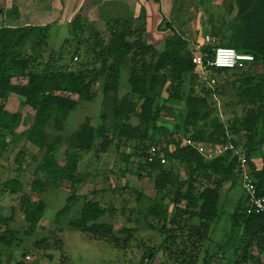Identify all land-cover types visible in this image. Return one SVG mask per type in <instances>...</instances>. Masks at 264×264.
Segmentation results:
<instances>
[{
    "label": "trees",
    "instance_id": "obj_1",
    "mask_svg": "<svg viewBox=\"0 0 264 264\" xmlns=\"http://www.w3.org/2000/svg\"><path fill=\"white\" fill-rule=\"evenodd\" d=\"M13 1L0 0V14L10 22L0 24V100L17 95L33 113L22 117L19 111L9 112L0 103V154L8 142L16 144L20 139L47 152V157L35 170L36 178L30 183V191L19 198L28 232L33 233L37 229L44 213L46 204L42 193L46 183L58 187L65 182L67 188L77 189L83 182V174L79 172L81 154L98 156L122 141H136L142 145L143 159L137 168L140 170L138 175L153 176L154 189L158 192L170 185L169 193L172 195L171 210L170 205L164 202L156 205L162 216V226L158 227L162 239L156 247H144L139 264H145L150 252L160 264H196L201 245L207 243L222 214V185L227 181L234 183L237 179L241 185V179L239 173L234 172L236 156L232 150L214 159H206L195 148L182 145V139L208 143L210 147L231 143L243 148L257 194L264 197V160L260 169L253 168L249 160V153L264 142V0H229L226 12L210 16V34L215 41L212 47L205 41L199 47L191 48L188 41L166 23L170 31L163 37L159 48L157 43L148 42L146 22L142 26H131L132 19H105L109 30L106 37L94 31L89 47L92 58L90 67L86 64L77 70H72L65 63L62 48L55 51L52 47L42 68H37L42 44L46 45L50 40L49 25L20 27L13 24L19 14ZM100 3L101 0H83L68 22L77 45L80 44L79 35L85 30V17L89 9L96 5L102 16ZM141 18L145 19L143 12L136 17ZM217 46L231 47L240 53L252 55L253 60L245 62V65L248 69L259 68L260 71L249 73L241 71V67H207L206 73H217L223 80L214 81V88L210 83L212 78H209L208 87H202L198 94L192 87V76L201 71L192 61L193 53L199 50L211 57ZM78 50L76 48L71 53V60L77 59ZM67 54L70 52L67 51ZM123 64L130 67L127 79L129 90L120 96L117 90ZM187 76L189 80L185 82ZM233 76L234 80H231ZM99 80H103V99L106 100L113 93L111 109L109 107L111 118L107 120L105 113H101L98 125H92L89 119L80 123L69 136L70 149L65 161L59 163L51 152L54 143H48L45 126L54 121L55 126L61 129L68 112L80 102L94 99L93 88ZM228 85L235 89V96L240 99L238 103L243 105L241 114L234 111L233 116L224 122L216 114V104L211 99L215 93L224 94ZM163 92L167 93L168 98L180 101L184 111L173 129L166 130L167 136L155 139V127L162 110V106L156 105V97ZM73 95L77 98L74 99ZM133 118L137 119L135 124L132 123ZM22 120L30 122V126L18 131ZM160 142L168 146L164 149L168 162L188 165V178L177 185L172 183L175 174L173 167L165 168L158 161L147 162L148 145ZM21 171L22 166L18 164L16 172L20 174ZM197 180L203 183L197 186ZM23 186L19 176L10 177L2 183L0 193L14 195L22 191ZM78 195L68 197L57 219L70 210ZM167 195L164 194L163 198ZM244 197L246 199L239 200L230 217L231 226L226 241L237 237L233 253L235 259L230 264H247L251 247H260L264 242V214H248L245 194ZM113 212V206L106 207L84 197L78 215L70 221V225L91 239L124 247L132 239L133 228L122 227L119 233L125 234V238L121 240L113 223L101 220L104 215ZM55 233L35 240L32 248L37 251L60 249L62 241ZM15 241L19 242V239L14 231L0 229V246L11 248ZM159 251L162 252L161 257H157ZM25 252L21 254L22 260L15 264H26L23 260ZM210 256L204 255L202 264H211Z\"/></svg>",
    "mask_w": 264,
    "mask_h": 264
},
{
    "label": "rangeland",
    "instance_id": "obj_2",
    "mask_svg": "<svg viewBox=\"0 0 264 264\" xmlns=\"http://www.w3.org/2000/svg\"><path fill=\"white\" fill-rule=\"evenodd\" d=\"M13 2L19 13L13 24L20 27L49 25L50 40L46 45L42 44V50L38 56L40 62V65L37 66L38 69L42 68L51 47L55 51L63 49L64 61L71 66L72 70L81 69L86 64L90 67L89 64L92 58L89 47L93 42L94 31L97 30L102 37H106L109 30L105 19L127 18L129 21L132 19L131 26H142L145 22V19H136L131 9L127 11L128 8L119 7V2L101 0L100 11L102 16L99 15L97 7H93L88 11L84 23L85 30L79 35L80 44L77 45L76 37H73L68 27V22L74 12L78 10L77 0L76 2L75 0H15ZM108 7H110L109 11ZM228 9L229 0H174L173 11L168 23L176 33L188 41L191 48L194 46L199 47L200 43L205 42L206 36L210 38L208 44L212 47L215 41L210 34V16L226 12ZM158 16L161 22L156 27L157 29L147 31L149 36L150 33L157 35L159 31L166 29L164 24L167 22L165 15L160 13ZM5 22L10 23L8 18L6 19L0 14V24ZM157 47L160 48V45H157ZM76 48L79 49L77 59L73 58L71 60V53ZM67 51L70 54H67ZM241 68H243L241 71H249V73L260 71L259 68L248 69L245 64ZM129 72V64H123L120 68L117 90L120 96L129 90L127 82ZM192 77V87L198 94L201 93L202 87H208L209 78L214 79V83L223 80L222 76L217 73L209 75L206 72H196ZM230 79L234 80V76ZM188 80L189 76L186 77L185 82H188ZM210 83L211 85L214 84L211 81ZM102 86L103 80L95 83L93 88L95 92L94 99L80 102L75 109L68 112L61 129L55 126L54 121L45 126L48 143H54L51 152L59 163L65 161L70 149L69 136L80 123L89 119L92 125H98L101 120V113H105L107 120L111 118L110 99L113 93L106 100L103 99ZM213 87L215 88L214 85ZM185 89L187 88L185 87ZM72 97L77 98L76 95ZM211 101L216 104V114L218 113L224 122L227 118L233 116L234 111L241 114L243 104H239L240 99L235 96V89L231 85L227 86L224 94L217 95L215 93ZM0 103H3L4 108L9 112L19 111L22 117L33 113L28 105L23 104V99L14 94L5 100H0ZM237 104L239 105L237 106ZM156 105L162 106V110L155 127V139H163L167 136L166 130H172L179 115L183 113V105L180 101L168 98L165 92L156 97ZM136 122L137 119L133 118L132 123L135 124ZM29 126L30 122L25 123V120H22L18 126V131L27 129ZM204 145L209 146L208 143H204ZM141 148L142 145L136 141H122L118 146L113 145L109 147L106 153H101L98 156L81 154L79 172L83 174V182L76 187L77 189L67 188L65 182L59 184L58 187L46 183L42 193V199L46 204L44 213L37 229L33 233H29L19 198L23 193L30 191V183L36 178L35 170L43 163L47 157V152L39 150L36 145L25 139H20L16 144L8 142L6 148L0 154V188L8 178L17 176L21 178L24 186L22 191L14 195L7 192L0 193V229L2 231L6 228L11 229L15 232L16 238L19 239V242L15 241L11 248L0 246V264H15L16 261L22 260L21 254L24 251H26V255L30 256V259L24 262L26 264H139L144 247L146 245L156 247L162 239L158 231V227L162 226V216L156 205L164 202L163 204L170 205L169 210L172 207L170 201L172 195L169 193L170 185L163 191L158 192L154 189L153 176L138 175L140 171L137 169L138 165L143 161ZM125 152L127 153L126 156L124 155ZM249 160L256 167L263 164L264 143L249 153ZM18 164L22 166L20 174L16 172ZM164 167H171V169L173 167L175 174L172 177V183L175 185L188 178V165L186 164L166 161ZM200 183L203 182L197 180V186ZM220 193L221 217L215 224L214 232L208 238L207 243L201 245L196 264H202V258L206 254L207 256L211 254V264H230L235 259L232 255L233 244H235L237 237L228 241H226L228 238L225 237L226 232L230 230L231 214L238 205L239 200L244 198V193L238 182L233 184L231 193L228 196L227 194L224 196L223 190ZM72 194L76 196L79 194V198L70 207L69 211L64 212L57 219L58 212L66 205L68 197ZM164 194L169 195L163 198ZM83 196L98 201L106 207H114V212L104 215L101 220L112 222L116 234L121 240L125 238V234L119 233V230L122 227L133 228L132 239L126 242L124 247H114L109 242L91 239L88 235L70 225V221L78 215L84 200ZM55 231L57 232V234L55 233L56 237L62 241L60 249L37 251L32 248V243L35 240L47 235L50 236ZM239 253L241 254V252ZM157 257L161 256L157 253ZM155 258L156 256L152 255L149 264H160ZM168 264H171V262Z\"/></svg>",
    "mask_w": 264,
    "mask_h": 264
},
{
    "label": "built area",
    "instance_id": "obj_3",
    "mask_svg": "<svg viewBox=\"0 0 264 264\" xmlns=\"http://www.w3.org/2000/svg\"><path fill=\"white\" fill-rule=\"evenodd\" d=\"M206 42L210 38L206 36ZM253 56L238 52L236 49L225 46H217L213 49L211 57L206 52L196 50L193 53L192 61L199 68L201 72H205L207 67L213 68H234L242 67L245 62L252 61ZM214 82V79L211 80ZM182 145L191 146L195 148L206 159H214L226 151L232 150L236 156V164L234 172L239 173L241 179V186L244 194L247 197V213L264 214V197L259 196L256 191L254 180L250 175L247 165V156L245 150L241 147H236L231 143L225 145H215L213 147L206 146L202 143H196L190 139H182ZM168 148L166 143H151L148 145L147 162L152 163L158 161L164 165L167 159L164 156V149ZM30 256L26 255L25 260H29ZM264 264V260L261 262Z\"/></svg>",
    "mask_w": 264,
    "mask_h": 264
},
{
    "label": "crops",
    "instance_id": "obj_4",
    "mask_svg": "<svg viewBox=\"0 0 264 264\" xmlns=\"http://www.w3.org/2000/svg\"><path fill=\"white\" fill-rule=\"evenodd\" d=\"M103 1L119 2L120 3L119 7L128 8L127 11H129L131 9V11L133 12V14L136 17L139 13H141L143 11L145 14V22H146V30L147 31L150 29H157L156 27L161 22V20L158 16V15H160V13H163L165 15L166 20H167L166 23H168L169 22L168 19L170 18L172 11H173V7H174V0H103ZM75 2H76V0H75ZM82 3H83V0H77V2H76L77 9H79V7L81 6ZM93 7H97V6L95 5V6H92L91 8H93ZM91 8L89 10H91ZM109 9H110V7H108V11H109ZM76 12H77V10L74 12V14ZM166 23H164V24H166ZM169 31H170V28H168V29L166 28V29L159 31L157 33V35L150 33V36L148 37V42H153L155 44L157 43L156 46L161 45L163 37L167 33H169ZM263 143L261 145H263ZM252 165H253V168H255V169H260L263 166V164L261 166H257V167L254 166V164H252ZM236 182H238L240 185L239 179H237ZM234 183L231 181H227L226 183H224L222 185L221 190H223L224 196H226V194L228 196L231 193V187L233 186ZM240 188H241V185H240ZM221 190H220V192H221ZM245 199H246L245 197L242 198L243 201ZM225 238H228V232H226ZM230 244H232V243H230ZM233 253H234V250H233ZM249 256H250V259L247 262V264H260L264 260V242L261 243L260 247H256V246L251 247V249L249 250ZM23 260H24V262L27 261V260H25V257Z\"/></svg>",
    "mask_w": 264,
    "mask_h": 264
},
{
    "label": "water",
    "instance_id": "obj_5",
    "mask_svg": "<svg viewBox=\"0 0 264 264\" xmlns=\"http://www.w3.org/2000/svg\"><path fill=\"white\" fill-rule=\"evenodd\" d=\"M152 255H153L152 252H150V254L147 255V258H146V260H145V264H149V263H150V260H151V258H152ZM158 255L161 256V255H162V252L159 251V252H158Z\"/></svg>",
    "mask_w": 264,
    "mask_h": 264
}]
</instances>
